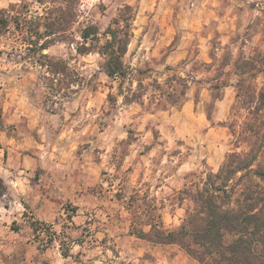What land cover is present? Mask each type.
<instances>
[{
  "label": "rangeland",
  "instance_id": "rangeland-1",
  "mask_svg": "<svg viewBox=\"0 0 264 264\" xmlns=\"http://www.w3.org/2000/svg\"><path fill=\"white\" fill-rule=\"evenodd\" d=\"M20 1L0 0V8ZM125 3L135 19L124 60L151 68L146 82L162 81L165 66L206 79L224 53L229 70L239 55L264 52V0H82L80 24L103 28ZM0 49L10 51L2 42ZM46 52L71 56L83 74L77 92L46 98L38 67L24 71L0 55V176L7 185L0 197V264H200L175 244L129 234L128 203L138 191L134 205L155 203L164 224L175 227L191 204L179 202V192L203 172L217 171L228 152L247 148L239 138L247 110L235 106L236 76H228L220 98L203 81L190 84L179 107L155 110L120 99L112 105L96 54L75 56L64 45ZM251 82L258 90L264 77ZM72 206L71 222L65 207ZM31 218L56 238L35 234ZM61 241L70 256L62 255Z\"/></svg>",
  "mask_w": 264,
  "mask_h": 264
},
{
  "label": "trees",
  "instance_id": "trees-1",
  "mask_svg": "<svg viewBox=\"0 0 264 264\" xmlns=\"http://www.w3.org/2000/svg\"><path fill=\"white\" fill-rule=\"evenodd\" d=\"M81 1L22 0L1 7L0 43L10 51L0 49V55L6 53L24 71L38 67L44 95L52 98L77 92L83 86V74L71 64V56L46 51L64 45L74 50L75 56L96 54L97 64L107 76L110 104L120 99L126 105L138 103L155 110L181 106L192 82H206L220 98L221 90L229 84L228 76L234 74L235 106L247 110L239 132L247 148L228 152L217 171L203 172L204 177L179 192L178 201L189 200L191 204L175 227L164 224L155 203H146L145 208L134 205L139 199L136 191L128 203L132 214L129 234L154 244H175L200 264H264V86L256 90L251 82L258 74L264 77V52L252 58L239 55L229 70L226 67L230 61L224 53L221 65L213 68L206 79L183 76L177 68L165 66L162 81L155 77L146 82L152 69L131 67L124 60L134 35V7L123 4L101 28L92 23L80 24ZM209 57L216 59L213 52ZM201 64L212 69V63ZM192 68H199L196 62ZM3 127L0 110V130ZM6 190L0 176V197ZM65 209L71 221L77 207ZM29 222L35 234L41 231L50 241L56 238V232L45 222L34 218ZM60 247L64 257L70 256L69 245L61 241Z\"/></svg>",
  "mask_w": 264,
  "mask_h": 264
}]
</instances>
